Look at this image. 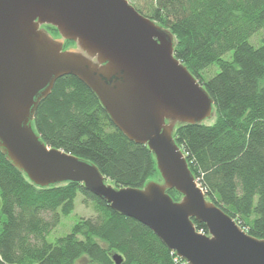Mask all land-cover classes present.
<instances>
[{
  "label": "trees",
  "instance_id": "trees-1",
  "mask_svg": "<svg viewBox=\"0 0 264 264\" xmlns=\"http://www.w3.org/2000/svg\"><path fill=\"white\" fill-rule=\"evenodd\" d=\"M129 1L173 32L176 56L214 101V123L180 124L174 132L192 173L209 200L263 239L264 40L255 45L250 39L264 28V0ZM33 124L48 146L93 161L118 187L139 188L161 178L148 145L120 130L98 95L74 75L55 81ZM168 192L182 197L176 189ZM79 194L92 202L95 215L82 216L50 241ZM194 222L208 232L204 222ZM116 253L120 264H189L148 226L115 211L83 183L35 185L0 147V264H78L81 258L117 264Z\"/></svg>",
  "mask_w": 264,
  "mask_h": 264
},
{
  "label": "water",
  "instance_id": "water-1",
  "mask_svg": "<svg viewBox=\"0 0 264 264\" xmlns=\"http://www.w3.org/2000/svg\"><path fill=\"white\" fill-rule=\"evenodd\" d=\"M66 40L76 46L64 48ZM175 42L129 0H0V147L35 185L83 183L189 264H264V238L207 198L174 138L180 124L215 118L213 99L176 56ZM64 75L83 81L120 130L148 145L163 182L118 187L93 161L47 145L34 115ZM113 259L122 262L120 254Z\"/></svg>",
  "mask_w": 264,
  "mask_h": 264
},
{
  "label": "rangeland",
  "instance_id": "rangeland-1",
  "mask_svg": "<svg viewBox=\"0 0 264 264\" xmlns=\"http://www.w3.org/2000/svg\"><path fill=\"white\" fill-rule=\"evenodd\" d=\"M264 40V28L256 32L250 39V41L255 44L259 45ZM225 58H231V53L225 55ZM216 120L215 118L212 123ZM211 123V124H212ZM153 180V179H152ZM156 181L163 182L162 177L157 179ZM182 198V197H181ZM95 215V210L93 204L89 200H84V197L79 194L76 199V207L69 215L62 216L61 221L58 226H56L52 232L48 235V239L50 241H55L58 237L65 235L66 233L70 232L73 225L82 217V216H93ZM78 264H90L87 258H81L78 261Z\"/></svg>",
  "mask_w": 264,
  "mask_h": 264
},
{
  "label": "flooded vegetation",
  "instance_id": "flooded-vegetation-1",
  "mask_svg": "<svg viewBox=\"0 0 264 264\" xmlns=\"http://www.w3.org/2000/svg\"><path fill=\"white\" fill-rule=\"evenodd\" d=\"M46 27V26H45ZM47 28V27H46ZM48 31L54 36V37H60L59 33H56V31L52 30L51 28H47ZM67 41V40H66ZM71 46H76L75 43H72V44H69L68 46L66 45V42H65V45H64V48H69Z\"/></svg>",
  "mask_w": 264,
  "mask_h": 264
}]
</instances>
